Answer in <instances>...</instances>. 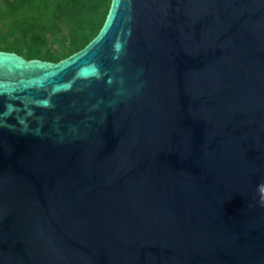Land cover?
<instances>
[{"label": "water", "instance_id": "water-1", "mask_svg": "<svg viewBox=\"0 0 264 264\" xmlns=\"http://www.w3.org/2000/svg\"><path fill=\"white\" fill-rule=\"evenodd\" d=\"M0 264H264V0H110L58 61L0 50Z\"/></svg>", "mask_w": 264, "mask_h": 264}, {"label": "trees", "instance_id": "trees-1", "mask_svg": "<svg viewBox=\"0 0 264 264\" xmlns=\"http://www.w3.org/2000/svg\"><path fill=\"white\" fill-rule=\"evenodd\" d=\"M110 0H0V50L58 61L96 35Z\"/></svg>", "mask_w": 264, "mask_h": 264}]
</instances>
